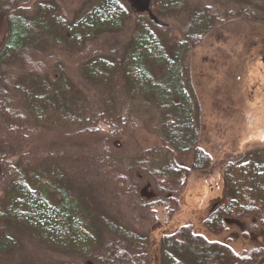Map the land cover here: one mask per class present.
<instances>
[{"label":"trees","instance_id":"16d2710c","mask_svg":"<svg viewBox=\"0 0 264 264\" xmlns=\"http://www.w3.org/2000/svg\"><path fill=\"white\" fill-rule=\"evenodd\" d=\"M121 1L87 0L82 17L73 22L56 0H0V16L9 27L0 55V168L8 181L0 202V264H43L23 251L24 242L69 259L61 264H151L149 236L136 233L116 212L122 193L136 194V182L127 187L128 177L112 179L101 167L110 174L123 163L129 171L148 170L168 190L173 181L211 167L199 144L201 107L185 55L228 21L264 26V0H238L237 10L226 4L190 8L181 39L149 11L150 1L138 11ZM186 1L164 0L163 9L180 11ZM130 23L138 32L127 46L108 53L99 49L104 36ZM66 58L78 62L82 86L68 77ZM84 87L95 92L96 101ZM138 115L155 122L151 129L160 146L151 150L152 160L122 161L107 148L100 157L79 158L84 165L68 175L59 167L65 162L61 149H24L33 134L96 137L103 126L115 133ZM260 153L228 159L225 201L204 223L210 234L221 235L226 219L259 216L264 228ZM175 154L191 155V167L173 162ZM91 172L95 181L88 180ZM106 180L113 189H103ZM263 255L264 248L237 254L227 244L195 234L191 225L160 241L161 264H258Z\"/></svg>","mask_w":264,"mask_h":264},{"label":"rangeland","instance_id":"374dc122","mask_svg":"<svg viewBox=\"0 0 264 264\" xmlns=\"http://www.w3.org/2000/svg\"><path fill=\"white\" fill-rule=\"evenodd\" d=\"M56 1L64 16L73 22L82 17L80 12L87 2ZM163 1L138 0L136 6L131 0L121 2L132 11H138L148 3L149 11L151 9L159 21L172 28L173 36L177 39H181L185 33L188 9L202 4L229 5L233 10L241 7L238 0H188L180 11H173L163 9ZM137 32L134 24L130 23L123 31L104 36L99 49L108 53L126 45ZM8 35L7 21L0 16V55L4 52ZM185 64L191 69L195 98L201 107L199 144L209 154L211 167L203 172H192L180 183L173 181L169 185L171 190L166 189L162 181L155 180L148 170L129 171L123 163L118 164L110 174L104 166L101 167L112 179L118 174L128 177L127 187L131 180L136 182V194L126 197L122 193L116 212L136 233L149 236L151 264H161V238L185 225H191L195 234L210 242L227 244L237 254L264 248V228L259 216L243 220L226 219L221 235L210 234L204 226L212 212L225 201L224 170L228 159L246 152L258 154L260 151L257 148L264 147V26L246 21H228L212 32L203 45L188 52ZM66 65L68 77L82 86L78 62L66 58ZM84 89L92 101L97 100L93 90ZM149 120L146 115L134 116L115 133L103 126L96 137L45 131L28 136L24 149L37 153L61 149L65 162L59 163V167L68 175L79 172L84 165L77 161L79 158L84 160L86 155H91L90 159L100 157L107 148L122 161L152 160L151 150L160 146V141L151 129L155 122L150 125ZM258 158L264 161V152ZM173 162L190 168L192 156L175 154ZM90 163H94L93 160ZM88 180H96L92 172ZM7 186L8 181L0 168V202L4 199ZM104 188L113 189L107 180L103 183ZM159 202L168 206H157ZM17 235L22 239L21 233ZM22 249L39 263L61 264L69 261L34 244L24 242ZM18 258L11 257L14 261ZM258 264H264V255Z\"/></svg>","mask_w":264,"mask_h":264}]
</instances>
